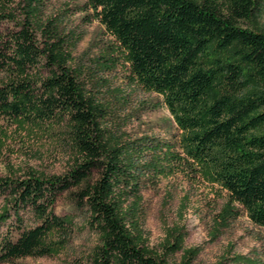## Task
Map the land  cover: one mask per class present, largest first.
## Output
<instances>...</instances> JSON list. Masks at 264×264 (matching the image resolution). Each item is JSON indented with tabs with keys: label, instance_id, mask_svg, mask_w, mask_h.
<instances>
[{
	"label": "trees",
	"instance_id": "16d2710c",
	"mask_svg": "<svg viewBox=\"0 0 264 264\" xmlns=\"http://www.w3.org/2000/svg\"><path fill=\"white\" fill-rule=\"evenodd\" d=\"M45 1L0 0V24L16 23L0 34V118L30 127L58 122L75 159L63 174L30 170L21 177L0 176L5 195L0 225L12 216L24 221L23 211L36 218L16 239H0V264L52 255L67 244L73 219L58 215L54 205L73 188L77 206L88 209L87 222L99 238L91 264H170L167 256L179 250L184 252L177 264H193L200 250L183 248L184 234L177 227L169 230L166 255L149 246L139 180L145 148L123 143L103 128V107L68 65L71 54L61 38L50 42L52 31L42 25ZM88 4L120 44L134 77L146 90L163 95L181 130L184 156L168 149L153 168L160 169L161 158L182 159L227 190L216 234L234 216V203L264 227V0ZM40 30L47 38L44 46Z\"/></svg>",
	"mask_w": 264,
	"mask_h": 264
},
{
	"label": "rangeland",
	"instance_id": "374dc122",
	"mask_svg": "<svg viewBox=\"0 0 264 264\" xmlns=\"http://www.w3.org/2000/svg\"><path fill=\"white\" fill-rule=\"evenodd\" d=\"M41 10L42 25L52 31L50 42L61 38L63 49L71 54L68 65L86 93L103 107V128L123 143L145 148L139 180L142 223L149 246L166 255L169 230L177 227L184 234L183 248L200 250L193 264L221 260L226 264H264V227L254 223L239 203L233 204L236 212L228 225L220 226L216 234L219 215L229 200L227 190L204 179L193 163L182 159L161 158L157 161L160 169L153 168L152 163L168 149L184 156L179 143L181 130L163 95L146 90L134 77L125 52L88 0H46ZM260 23L264 26V18ZM244 24L250 25L248 21ZM15 27V22H2L0 34ZM38 39L44 46L47 38L41 30ZM156 143L160 145L155 150L151 146ZM74 159L65 128L58 122L30 127L0 118V176L21 177L30 170L63 174ZM75 193L74 188L62 193L54 205L58 215L73 219V231L64 247L52 255L26 256L1 264H91L99 238L87 222L88 209L77 206ZM4 203L5 195L0 194V211ZM22 215V222L12 216L0 225V239H16L24 227L35 224L30 210ZM170 242L174 243V237ZM183 252L169 254V263H179Z\"/></svg>",
	"mask_w": 264,
	"mask_h": 264
}]
</instances>
